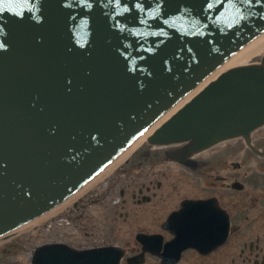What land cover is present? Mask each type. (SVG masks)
<instances>
[{
	"label": "water",
	"instance_id": "95a60500",
	"mask_svg": "<svg viewBox=\"0 0 264 264\" xmlns=\"http://www.w3.org/2000/svg\"><path fill=\"white\" fill-rule=\"evenodd\" d=\"M263 33L264 0H0V237L116 158L104 172L115 180L173 161L214 184L204 168L234 148L264 167V134L249 137L264 126V53L197 88ZM222 229L219 240L208 234L209 247ZM171 244L199 245L185 233ZM122 254L49 243L29 262L119 264Z\"/></svg>",
	"mask_w": 264,
	"mask_h": 264
},
{
	"label": "flooded vegetation",
	"instance_id": "af4514ba",
	"mask_svg": "<svg viewBox=\"0 0 264 264\" xmlns=\"http://www.w3.org/2000/svg\"><path fill=\"white\" fill-rule=\"evenodd\" d=\"M262 134L264 126L252 131L249 137ZM204 169L216 174L214 184L173 161L116 180L111 174L104 189L90 191L77 199L63 217L70 219L77 212L75 218H84L86 227H93V215L86 212V206L103 205L118 183L133 177L135 189L129 184L125 189H129L131 202L136 205L138 226L134 247H119L123 252L120 263L127 264L128 258L136 256L141 260L139 264H147L150 260L152 264H164L162 260L168 262L175 257L172 264H264V167L256 166V160L241 159L240 148H234L225 164ZM124 197L125 190L121 188L118 190L121 206L126 202ZM184 202L207 203L194 213L183 212ZM121 216L126 220L128 214L120 213ZM171 217L188 218L189 224L194 226L192 229L175 227L174 222L167 221ZM223 225H226L225 238L209 247L208 234L219 236V240ZM182 233L199 245L181 249L171 244ZM88 236L90 239L94 234ZM58 243L76 250L111 246L93 243L77 249L67 243ZM1 261L0 257V264H13Z\"/></svg>",
	"mask_w": 264,
	"mask_h": 264
},
{
	"label": "rangeland",
	"instance_id": "374dc122",
	"mask_svg": "<svg viewBox=\"0 0 264 264\" xmlns=\"http://www.w3.org/2000/svg\"><path fill=\"white\" fill-rule=\"evenodd\" d=\"M227 68L229 69L231 66ZM110 176L103 183L97 184L87 190L84 195L89 194L93 190L104 189L106 181ZM127 184L132 189L136 187V182L133 180V177L126 178L117 184L116 190L110 194L111 197H106L105 201L107 202H104L103 205L88 204L86 206V212L93 215V222H91L93 227H86L84 218H75L74 216H77V212L73 213L70 219L63 217L64 214H67V210L72 208V204L76 199L54 217L40 221L38 224L36 223V225L34 224L31 227L25 228V230L2 241L0 243L1 262L8 261L13 264H30L29 258L34 248L44 244L58 242L67 243L77 249L86 248L93 243L97 245L104 244L133 248L135 244L134 234L138 224L136 220V205L131 202L129 189H125ZM121 188L125 190L124 198L126 202L123 206H121V202L118 199V190ZM185 190L187 191L186 188ZM84 195L78 198L80 199ZM156 203L159 204L158 201ZM104 210L106 211L103 212ZM124 212L128 214L126 220H123L122 216L119 217V214H124ZM91 233L94 236L89 239L88 235ZM152 263L153 261L150 260L147 264ZM120 264L125 263L122 261Z\"/></svg>",
	"mask_w": 264,
	"mask_h": 264
},
{
	"label": "bare ground",
	"instance_id": "6f19581e",
	"mask_svg": "<svg viewBox=\"0 0 264 264\" xmlns=\"http://www.w3.org/2000/svg\"><path fill=\"white\" fill-rule=\"evenodd\" d=\"M264 53V33L255 38L253 41H251L249 44L244 46L242 49H240L238 52H236L232 57H230L223 65H221L212 75H210L202 84H200L197 88L200 89L202 86H204V83L207 81L215 78L217 74H220L225 71V68L232 66H236L238 64H247V63H253L259 59V57ZM228 69V68H227ZM195 93V90H193L188 96H186L180 103H178L176 106H174L170 111H172L174 108H176L178 105H180L182 102H184L186 99H188L190 96H192ZM169 111V112H170ZM168 112V113H169ZM167 113V114H168ZM165 116V115H164ZM163 116V117H164ZM147 135V131L142 135ZM140 136V137H142ZM139 139V138H138ZM138 139L131 145H137ZM117 159V158H116ZM115 159V160H116ZM114 160V161H115ZM113 161V162H114ZM112 162V163H113ZM111 163V164H112ZM110 164V165H111ZM107 166L103 171H101L96 177H94L90 182H88L83 188H81L76 194H74L69 199L65 200L63 203L59 204L49 212L45 213L44 215L34 219L33 221L25 224L20 229H18L15 232L3 235L0 237V243L2 241L7 240L8 238L12 237V235L21 232L22 230H25V228L31 227L38 222L43 221L48 218H52L58 213H60L63 209L67 208L71 202L75 201L76 199H79L78 197H81V195H84V193L91 189L93 186L103 183L104 180L110 176L111 174L104 173L109 167Z\"/></svg>",
	"mask_w": 264,
	"mask_h": 264
}]
</instances>
